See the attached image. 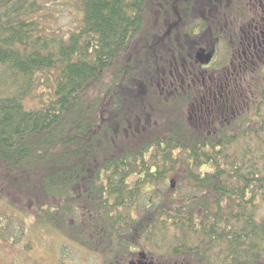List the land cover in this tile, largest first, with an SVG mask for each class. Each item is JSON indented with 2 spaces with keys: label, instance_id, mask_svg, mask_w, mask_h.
<instances>
[{
  "label": "trees",
  "instance_id": "obj_1",
  "mask_svg": "<svg viewBox=\"0 0 264 264\" xmlns=\"http://www.w3.org/2000/svg\"><path fill=\"white\" fill-rule=\"evenodd\" d=\"M72 1L0 0V197L104 264H264V0Z\"/></svg>",
  "mask_w": 264,
  "mask_h": 264
},
{
  "label": "rangeland",
  "instance_id": "obj_2",
  "mask_svg": "<svg viewBox=\"0 0 264 264\" xmlns=\"http://www.w3.org/2000/svg\"><path fill=\"white\" fill-rule=\"evenodd\" d=\"M252 1L254 2V0ZM252 1L247 6H250L253 3ZM46 2L48 3L47 7L49 11H52L56 15L54 17V27L58 24L62 27L61 30L73 27L72 23L77 21L79 12L72 0H46ZM158 26L160 27L159 33H156L155 37L152 38L153 41L151 40L152 43L150 42L152 47H156L157 52L161 49L162 42H166V39L159 40L160 37L166 34L163 31L165 26ZM206 37L204 38L205 41H207ZM208 41H210V38H208ZM193 55H195V51ZM228 55L229 53H227L225 44L220 42L217 51L214 52L213 60L207 65V72H215L217 75L224 68L223 65L228 63V61L224 62L225 56L229 59ZM137 87H140V84ZM146 88L144 90L148 94L149 89ZM105 89L106 87L104 86L103 90ZM148 102L149 99H145L144 106L147 107ZM153 102L155 101L153 100ZM180 104L178 103L179 106ZM176 105L177 102L172 104V107L175 108ZM150 115L152 120L156 119V117L160 116L159 110L154 111ZM148 121H150V116L148 117ZM146 122L144 120V123ZM144 123L140 121V125L143 126ZM143 187L151 189L152 185L144 184ZM5 213H15L17 214L16 219L21 217L23 222L17 220L2 221L3 226H1L2 230L0 231V264H104L97 252L80 247V245L73 241H66L64 235L58 231L56 232L53 228L46 230V228H42L45 226L32 223L33 216L30 205H27V197L25 198L21 195V198L17 201L15 200V203L0 197V218L4 217ZM55 246L58 248L57 251L55 250ZM147 248L148 246H140L135 249V255L129 254L127 264H139V261L147 259V256H149ZM144 250H147V253H144Z\"/></svg>",
  "mask_w": 264,
  "mask_h": 264
},
{
  "label": "flooded vegetation",
  "instance_id": "obj_3",
  "mask_svg": "<svg viewBox=\"0 0 264 264\" xmlns=\"http://www.w3.org/2000/svg\"><path fill=\"white\" fill-rule=\"evenodd\" d=\"M254 1H257V0H254ZM255 3H257V2H255ZM245 40L247 41H250V42H253L254 41V39H255V37H257V33H256V31H249V30H247V32H245ZM199 47H201V46H199ZM198 48V47H197ZM204 48V50L205 51H211L212 52V56H211V59L208 61V62H200V61H198L197 59V61L199 62V64L200 65H208L212 60H213V56H214V51L213 50H211V49H206L205 47H203ZM196 51V50H195ZM194 57H195V55H194ZM212 79H209V81H211ZM213 83V82H212ZM208 87H210V85H208Z\"/></svg>",
  "mask_w": 264,
  "mask_h": 264
},
{
  "label": "water",
  "instance_id": "obj_4",
  "mask_svg": "<svg viewBox=\"0 0 264 264\" xmlns=\"http://www.w3.org/2000/svg\"><path fill=\"white\" fill-rule=\"evenodd\" d=\"M212 52L205 51L203 47H198L195 51V58L200 62H208L211 59Z\"/></svg>",
  "mask_w": 264,
  "mask_h": 264
}]
</instances>
